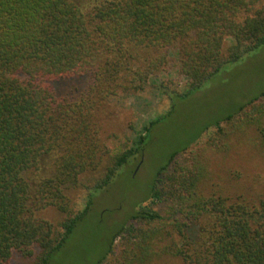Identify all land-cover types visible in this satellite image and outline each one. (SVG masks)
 <instances>
[{"label": "trees", "instance_id": "trees-1", "mask_svg": "<svg viewBox=\"0 0 264 264\" xmlns=\"http://www.w3.org/2000/svg\"><path fill=\"white\" fill-rule=\"evenodd\" d=\"M94 1L0 0V264L15 253L50 264L91 214V199L74 210L79 180L104 167L92 191L107 189L178 99L264 48V0ZM173 60L181 88L160 79ZM150 87L170 107L111 156L100 116ZM236 102L168 154L95 264H264V188L246 196L206 187L209 152L224 156L247 138L264 155V89ZM46 209L59 221L38 216Z\"/></svg>", "mask_w": 264, "mask_h": 264}, {"label": "rangeland", "instance_id": "rangeland-1", "mask_svg": "<svg viewBox=\"0 0 264 264\" xmlns=\"http://www.w3.org/2000/svg\"><path fill=\"white\" fill-rule=\"evenodd\" d=\"M74 1L88 7L95 3L94 0ZM175 62H170L160 78L165 80L169 88H181L185 84V80L177 74ZM262 89L264 48L237 63L225 65L201 90L187 98L178 99L170 116L154 129V138L143 154L124 167L107 189L92 191L104 167L82 177L79 187L70 195L75 211L83 210L91 199V214L79 221L63 247L54 254L50 264H95L104 253L114 228L131 214L137 202L146 198L143 190L148 188L154 171L163 164L168 154L195 136L199 126L229 113L237 99L255 96ZM169 107V100L154 87L138 96L110 101L99 118L100 138L105 141L110 155L118 153L125 145L130 146L143 123L164 114ZM205 140L206 135L194 143L192 148L204 147ZM210 153L212 177L206 184L208 191L250 196L264 188V155L252 143H248L247 138L235 141L230 152L224 156ZM38 216L53 223L61 218L54 209L43 210ZM118 242L119 239L115 246ZM10 264L27 262L15 253ZM106 264L116 263L111 258Z\"/></svg>", "mask_w": 264, "mask_h": 264}]
</instances>
